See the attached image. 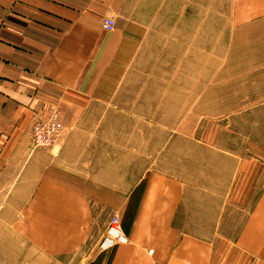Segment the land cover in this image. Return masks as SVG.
Returning <instances> with one entry per match:
<instances>
[{"label":"crops","instance_id":"crops-1","mask_svg":"<svg viewBox=\"0 0 264 264\" xmlns=\"http://www.w3.org/2000/svg\"><path fill=\"white\" fill-rule=\"evenodd\" d=\"M138 5L0 0V264L86 246L84 264H264L261 160L203 139L169 149L167 167L147 153L144 110L153 125L175 122L161 115L165 91L124 81L143 35ZM191 10L185 0L184 19ZM230 14L236 29L264 25V0H231ZM46 119L57 139L33 149ZM114 216L124 240L109 245Z\"/></svg>","mask_w":264,"mask_h":264},{"label":"rangeland","instance_id":"rangeland-1","mask_svg":"<svg viewBox=\"0 0 264 264\" xmlns=\"http://www.w3.org/2000/svg\"><path fill=\"white\" fill-rule=\"evenodd\" d=\"M138 2L136 19L143 35L124 81L165 91L157 94L169 105L161 115L169 113L175 122L153 125L156 110H144L147 153H161L162 167H167L169 149L179 153L185 139H203L215 149L264 163V25L234 28L231 0H192L190 19L182 16L185 0ZM186 24L192 29L185 30ZM91 253L86 246L48 264H84ZM38 263L34 255L33 264Z\"/></svg>","mask_w":264,"mask_h":264},{"label":"built area","instance_id":"built-area-1","mask_svg":"<svg viewBox=\"0 0 264 264\" xmlns=\"http://www.w3.org/2000/svg\"><path fill=\"white\" fill-rule=\"evenodd\" d=\"M104 29L111 31L115 27V22L112 19H105L103 22ZM58 136V124L55 119L38 120L33 124L32 127V143L34 149L40 147H48L55 141ZM124 238L121 234L119 227V221L116 216L112 217L109 221L106 238L103 243L109 245L123 241Z\"/></svg>","mask_w":264,"mask_h":264}]
</instances>
